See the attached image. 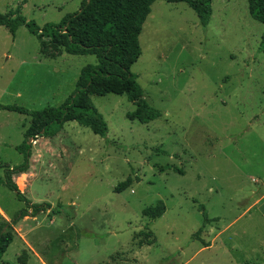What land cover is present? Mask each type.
<instances>
[{
	"label": "rangeland",
	"instance_id": "1",
	"mask_svg": "<svg viewBox=\"0 0 264 264\" xmlns=\"http://www.w3.org/2000/svg\"><path fill=\"white\" fill-rule=\"evenodd\" d=\"M81 3L0 0V13L44 26ZM212 8L202 26L185 2L151 5L131 70L160 117L131 120L126 95H92L106 136L68 121L56 136L31 140L30 169L14 179L33 202L60 212L15 224L0 264H264V24L248 0H213ZM96 62L41 46L24 25L14 37L0 26V103L60 105ZM29 123V115L0 110V175L23 161L16 145ZM128 176L133 184L118 192ZM159 199L165 213L143 215ZM201 204L218 218L198 236L207 246L193 237ZM24 206L0 184V226Z\"/></svg>",
	"mask_w": 264,
	"mask_h": 264
},
{
	"label": "trees",
	"instance_id": "2",
	"mask_svg": "<svg viewBox=\"0 0 264 264\" xmlns=\"http://www.w3.org/2000/svg\"><path fill=\"white\" fill-rule=\"evenodd\" d=\"M155 0H82L81 6L73 13L64 16L60 22H48L40 26L34 20H28L20 12L15 16L0 13V26L7 28L13 37L18 28L24 25L36 36L41 46H54L73 55H95L96 63L86 64L76 81L75 90L62 104L46 106L41 109H30L16 104L0 103V110H9L30 116V123L24 132L23 141L16 149L23 154V161L14 166L4 168L0 175V184L6 186L25 206L14 213L11 220L2 222L0 226V261L8 246L13 242L14 226L21 219L52 209L60 212L59 207L53 209L49 202H33L19 188L14 175L28 172L32 156V142L39 137L52 138L62 129L64 123L76 121L89 127L95 134L106 136L109 130L104 115L92 101V95L115 93L126 95L135 105L133 111L127 113L131 120L148 123L161 116L160 109L151 105L144 97L137 75L131 70L132 65L142 55L139 36L143 24L151 12ZM187 3L199 16L202 26L210 22L213 0H166ZM250 15L264 24V0H248ZM260 50L264 51V32ZM167 167H163L165 170ZM181 174V169H176ZM134 179L128 176L121 181L116 190L121 192L132 185ZM203 223L193 235L204 245H209L198 237L207 224L218 220L210 218L204 207ZM31 209V210H30ZM166 211L164 200L159 199L154 205L143 209V215L155 220Z\"/></svg>",
	"mask_w": 264,
	"mask_h": 264
}]
</instances>
